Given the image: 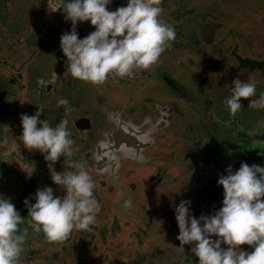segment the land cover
<instances>
[{"label": "flooded vegetation", "instance_id": "obj_1", "mask_svg": "<svg viewBox=\"0 0 264 264\" xmlns=\"http://www.w3.org/2000/svg\"><path fill=\"white\" fill-rule=\"evenodd\" d=\"M255 1L238 0L235 5L229 0H160L159 18L173 27L175 36L157 61L147 69H133L130 76L109 74L103 83L92 84L67 72L68 61L57 34L68 31L70 21L62 18L59 8L51 11L60 0H27L22 9L19 0H2L0 10L15 21L37 15L54 30L47 29L43 42L37 41L31 38L36 33L34 22L13 33L0 12V153H9L0 160V194L8 196L16 210L24 205L25 197L34 202L37 188L51 186L54 195H63L51 181L41 153L25 148L18 139L19 114L31 115L40 107L39 119L50 126L64 123L73 141L69 159L84 165L99 205L109 203L107 214L96 213L108 222L101 229L103 239L108 232L113 248L138 254L137 264L151 256L150 262L161 264H196L189 245L181 248L175 239L178 229L170 203L188 199L193 215L209 214L220 207L222 186L216 180L226 165L233 169L241 161L264 165V149L257 147L259 140L264 142V128L257 126V121L264 120V109H258L259 116L248 112L245 98H240L241 109L230 117L222 102L230 95L235 76L242 80L251 77L257 95L264 91V13L258 12H264V0ZM125 3L112 0L107 7L114 10ZM246 11L252 13L253 22L247 14L242 16ZM79 23L78 37L94 28L87 21ZM39 66L45 73L30 79V68ZM61 99L67 101L66 106L57 103ZM209 122L220 133L226 132V140L231 141L228 135L233 138L231 148H222L223 143L205 132L203 124ZM123 125L127 128L126 149L115 150L121 143H108L110 134ZM236 126L240 129L235 130ZM132 132H137L135 138ZM241 138L251 147L241 145ZM210 140L215 145L212 148L207 144ZM243 148H249L245 158L239 156ZM195 154L207 166L200 167L198 160L193 163ZM63 160L60 156L55 162L57 171L62 170ZM215 166L217 171L212 173ZM188 172L184 182L179 179L180 173ZM170 186L169 195L164 190ZM125 200L129 201L127 207ZM156 204L165 207L157 224L161 231L149 225L153 218L149 213ZM23 209L28 224L30 218L25 206ZM27 226L22 250L36 235ZM46 242V246L53 244ZM242 247L251 251L249 245Z\"/></svg>", "mask_w": 264, "mask_h": 264}, {"label": "clouds", "instance_id": "obj_2", "mask_svg": "<svg viewBox=\"0 0 264 264\" xmlns=\"http://www.w3.org/2000/svg\"><path fill=\"white\" fill-rule=\"evenodd\" d=\"M111 2L60 0L51 10L59 8L62 18L70 21L69 30L59 36V48L73 78L101 84L109 74L130 76L133 69H147L155 63L167 42L174 38L173 27L159 19L160 0H126L123 6L109 10ZM84 21L94 28L78 37L76 25ZM231 85L230 95L222 101L230 117L241 109L240 98L251 97L248 108L264 109V91L256 94L251 77L242 80L235 76ZM57 103L67 105L63 99ZM40 112L37 107L31 115L19 114L18 139L25 148L41 153L51 181L62 189L63 195H54L51 186H44L35 190L34 202L25 197L23 204L31 229L54 242L65 239L73 229L89 230L99 204L84 165L69 159L73 141L64 123L50 126L39 119ZM257 126L264 128V120L257 121ZM8 154L0 153V160ZM60 156L64 157L63 167L57 171L54 164ZM216 184L222 186V200L220 207L209 214L193 215L188 199L170 203L179 247L189 245L196 264H264V165L244 161L236 169L226 165ZM128 204L125 200L124 206ZM21 219L10 198L0 194V264H16L20 256L28 231L18 228ZM242 244L249 245L251 251L241 249Z\"/></svg>", "mask_w": 264, "mask_h": 264}, {"label": "rangeland", "instance_id": "obj_3", "mask_svg": "<svg viewBox=\"0 0 264 264\" xmlns=\"http://www.w3.org/2000/svg\"><path fill=\"white\" fill-rule=\"evenodd\" d=\"M1 1L2 0H0V2ZM26 1L27 0L22 2V0H19L20 9H22V6H25L24 3H26ZM232 2L235 5H237L238 0H229V3H232ZM245 2H246V0H245ZM258 2H259V0H258ZM246 5H249V7H250L252 4H250V2L248 1L246 3ZM263 8H264V5L262 6L261 9H263ZM4 11L0 10V12H2L4 14V19H6L10 23V27L13 28V29H11L13 33H17V30H20L23 26L29 27V25L32 24L31 22H34L37 25L36 33L33 34L31 36V38L35 39L37 41L43 42L42 40L46 37L47 34H49L47 32V29H49L50 31L54 30V29L51 30L50 29L51 27L48 26V23H45L44 20H42L40 16H37V15L34 16L33 15L31 18L29 16H27V19H25V20L20 18L21 20L19 19V21H15L16 18L13 19L11 14L9 15V13H7L6 11L4 12ZM258 12H259V15L264 13L263 10L258 11ZM244 14L245 15L247 14L246 16L250 17L252 22L255 20V19L252 20V13L251 12L248 13V11H246L245 13L242 14V16H245ZM237 19H238V16H237ZM7 21H6V23H7ZM83 23H85V21ZM80 25H82V23L80 24L78 22L76 26H80ZM59 36L60 35L57 34L58 40H59ZM30 70L33 71V74L30 78L32 80L35 79L36 77H38L40 74L45 73L40 66L37 69L30 68ZM3 86H5L4 81H3ZM247 99L248 98L244 99L245 100L244 101L245 108L247 109V111L248 112H254L259 116L260 111H258V109H253V108L247 107V103H248ZM249 99H251V97ZM203 113H204V111H203ZM99 117H101V114ZM99 119L100 118L97 117L98 121H99ZM203 128H204L205 132H207V134L211 136V138L219 141V144L223 143L221 145L222 148L227 150V148H229V146H230V148L233 146L232 144L230 145V142L233 141V138L230 135H228V137L231 139V141L226 140V138H225L226 132L220 133L218 131L217 127L215 128V125L213 123L209 122L207 125L203 124ZM234 129L238 130L240 128H239V126H236ZM208 130H209V132H208ZM219 138H222V139H219ZM211 142L212 141L210 140V141H208L207 144H210V147L212 148V146H215V145H211L213 143V142L212 143ZM240 142L242 143L241 145L244 144V146L251 147V145H252V144L246 142V140L244 142L243 138H241ZM262 142L258 143L259 144L257 146L258 148H264V146H263L264 144ZM234 154H237V153L235 152ZM197 156H198V154H195L194 160L192 162L194 163L195 160H198L201 162L200 167L203 168V167L207 166V162H204L202 158L200 159ZM196 158H199V159H196ZM217 168H218L217 166L212 167V169H211L212 173L217 171ZM203 170L206 171L209 169L204 168ZM204 171H202V172L204 174H206ZM180 174L181 175H180L179 179L184 182V180L188 177L190 172L185 173V174L184 173H180ZM182 181H181V183H182ZM171 191H173V188H171V186H170V188L164 190V192H166L169 195H170ZM188 191L189 190H187V192ZM191 194H193V192L190 193V196H191ZM261 199H264V198H261ZM99 203L100 202H98V204ZM140 203L142 205L144 204V202H140ZM171 203H173V202H171ZM101 204L102 205H99V211L97 213L102 216V215H105L108 213L110 206H109L108 202H101ZM23 206L24 205H20L19 208L17 209L19 214L22 216V219H21L20 224L18 225V228H20V229L27 228L28 229V226H27L28 224L25 223L26 220H25V212L23 213V210H24ZM164 211H165V207H161V205H159V204H156L153 206L151 213H149L150 215L153 214V218H151V221L149 224L151 226L152 230L161 231L160 230L161 227L157 226V224H159V222L162 221L160 216H161V213H163ZM111 212L113 213L112 209H111ZM115 215L118 216V214H115ZM99 219L100 218L96 217V215H95V220L89 226V230L73 229L67 235V237L65 239H63L61 241H54L51 246H46L48 244V242H46L47 240L44 238V235L42 232H34L36 235L35 236L32 235L31 242L25 246L28 255L22 256L23 253L26 252V250L25 249L21 250L20 258H18L16 264H137V262L135 260L137 258H140L138 256V254L137 255H135L134 253L129 254L127 252H124L120 248L119 249L113 248L112 247L113 244H111L112 238L108 232L106 233L105 240L103 239L101 229L108 222H104L103 221L104 218H103V220H101V219L99 220ZM155 226H156V228H155ZM128 230H131V229L128 228ZM130 232H132V231H130ZM117 238L118 237H115V238H113V240H117ZM106 240H108V241H106ZM124 240H122L120 242L119 246H117V247H120L121 243L122 242L124 243ZM126 240L128 242L129 238H126ZM103 241H106V242L104 243ZM239 247L241 249H245V247H242V245H240ZM241 249L238 248L237 251H240ZM135 250L141 251L140 249H135ZM30 251H31V253H30ZM123 255L125 258H123ZM29 256H32V257L29 259L28 258ZM152 257L153 256L146 258V259H142L141 261H139V263L140 264H161L160 262H158V260L154 261V262H150L149 260Z\"/></svg>", "mask_w": 264, "mask_h": 264}, {"label": "water", "instance_id": "obj_4", "mask_svg": "<svg viewBox=\"0 0 264 264\" xmlns=\"http://www.w3.org/2000/svg\"><path fill=\"white\" fill-rule=\"evenodd\" d=\"M132 133H133V137H134L135 134L137 135V132H132ZM138 135H139V133H138ZM126 137H127V128L124 125L123 126H119V129L116 132H114L113 134H110L111 141L108 142V143H111V142L118 143V142H120L121 144H116L115 150L124 151L126 149L125 145H124V144H126ZM134 138H133V142H135V140H136Z\"/></svg>", "mask_w": 264, "mask_h": 264}, {"label": "crops", "instance_id": "obj_5", "mask_svg": "<svg viewBox=\"0 0 264 264\" xmlns=\"http://www.w3.org/2000/svg\"><path fill=\"white\" fill-rule=\"evenodd\" d=\"M259 139V138H258ZM260 142H262V140H259ZM258 141V142H259ZM263 144H264V142H262ZM264 146V145H263ZM244 150H241L240 151V155L239 156H241V157H243V158H245V157H247V155H248V152L246 153V151L249 149V148H247V150L245 149V148H243ZM262 149H264V148H262ZM231 158V157H230ZM250 157H248V159H249Z\"/></svg>", "mask_w": 264, "mask_h": 264}]
</instances>
